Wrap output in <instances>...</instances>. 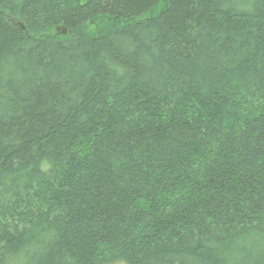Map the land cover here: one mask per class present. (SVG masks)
I'll return each instance as SVG.
<instances>
[{
	"label": "trees",
	"instance_id": "obj_1",
	"mask_svg": "<svg viewBox=\"0 0 264 264\" xmlns=\"http://www.w3.org/2000/svg\"><path fill=\"white\" fill-rule=\"evenodd\" d=\"M116 262L264 264V0H0V264Z\"/></svg>",
	"mask_w": 264,
	"mask_h": 264
},
{
	"label": "rangeland",
	"instance_id": "obj_2",
	"mask_svg": "<svg viewBox=\"0 0 264 264\" xmlns=\"http://www.w3.org/2000/svg\"><path fill=\"white\" fill-rule=\"evenodd\" d=\"M159 7L162 8V6H159ZM161 8H160V9H161ZM160 9H159V10H160ZM156 12H158V9L156 10ZM147 15H150V14H147ZM112 264H122V263L116 262V263H112Z\"/></svg>",
	"mask_w": 264,
	"mask_h": 264
}]
</instances>
